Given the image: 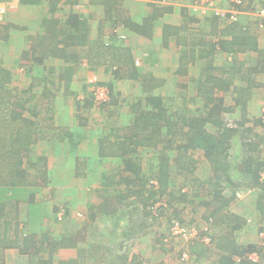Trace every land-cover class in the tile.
Instances as JSON below:
<instances>
[{
  "label": "crops",
  "instance_id": "1",
  "mask_svg": "<svg viewBox=\"0 0 264 264\" xmlns=\"http://www.w3.org/2000/svg\"><path fill=\"white\" fill-rule=\"evenodd\" d=\"M108 1L110 0H75L73 3H61L56 17L64 15V20L68 13L74 12L87 21L86 43L68 47L62 41L63 38L56 37L53 42L49 39L47 42L50 41V44L46 46V42L44 46L37 48V62L31 60L32 55L26 60L24 51L30 49L29 36L44 28L42 20L49 15L48 5L44 0H40L39 4L0 0V8L4 9L0 20V65L11 76L10 83H7L9 90L0 88V225L10 221L5 218L6 212L11 206L16 208V201L30 210L32 205L39 207L36 194L43 192L44 187H32L33 184L39 185L33 180L39 172L32 171L39 161L47 170L51 169L52 160L70 161L72 167L70 166L69 173L72 175H75L72 171L78 168L81 160L90 161L94 170H104L95 175L99 177H103V173L110 169V164L119 168L117 157L103 155V145L122 138L132 127L135 118L133 109L139 107V100H142V108L147 109H150L147 98L159 97L172 112H205L209 101L205 97L206 92H198L197 84L205 81L211 69L215 77L221 79L224 87L210 89L209 95L211 99L222 98L227 108H233L227 113L228 120H231L230 115L234 116L232 119H237L244 113L249 118L260 117L259 112L264 108V28L258 25L256 18H248L254 16L252 13H242L239 20L234 22L228 18L229 5L225 0L216 10L201 5L197 0H119L113 12L115 15H112L107 12L105 4ZM152 5L156 6L160 14L143 32L142 25L149 19V8ZM23 13H29V16L23 18ZM224 13L225 16L222 15ZM128 20L132 26V22L141 26L142 31L126 27L125 22L128 23ZM241 26L248 30L243 32V36L247 37V45L243 44L246 47L237 43L225 49L219 48L221 38L229 34L228 29L238 30ZM61 28L67 31L64 26ZM121 35H125L123 42H120ZM119 44H123V48L128 50L113 49ZM105 45L110 50L106 61H103L96 55L105 51ZM88 48L90 52L84 55ZM65 49H72L71 53L75 55L71 62L62 56ZM12 56L29 63L28 69L22 68L25 75L23 77L32 81L29 87L16 88L10 85L15 80H21V72L17 74L7 65ZM132 64L149 73L154 78L153 82L144 84L145 81L130 77L128 67ZM54 71L63 85L64 82L67 87L71 84L72 91L64 87L48 90L42 84L48 82L47 72L53 74ZM95 83L103 91L104 101L100 105L107 110L108 118H112L107 124L101 125L95 118H90V107L82 108L79 100L75 112L65 108L62 99L53 105L48 100L49 107H45L47 97L64 93L68 96L76 95L74 84L79 89L85 84L93 89ZM39 94L45 97L44 101L32 104V98ZM16 96L23 97L25 103L27 101V107L20 116L13 111L12 102L17 99ZM114 100H118V103ZM108 102L110 103L107 104ZM192 103L194 108H190ZM82 109L89 120L81 118ZM46 112L52 113L49 120L45 116ZM20 129L23 133H19ZM49 144L52 145L51 152ZM27 163L31 168L27 167ZM46 174L45 172V178ZM46 184L49 185L47 189L52 188L51 183ZM15 190H19L18 194ZM66 194L67 192L61 191L60 197L66 199ZM40 216L42 215L34 217L32 222L30 219H13L7 224L10 230L0 228V232H8L9 238H15L17 234L25 236L38 233L34 227L39 226L40 233L45 224L39 219ZM19 226H27V233L23 230L19 232ZM0 238L4 242L3 237ZM135 255L129 254L128 261L131 262ZM0 262L31 264L28 255L21 254L15 248L2 246Z\"/></svg>",
  "mask_w": 264,
  "mask_h": 264
},
{
  "label": "rangeland",
  "instance_id": "2",
  "mask_svg": "<svg viewBox=\"0 0 264 264\" xmlns=\"http://www.w3.org/2000/svg\"><path fill=\"white\" fill-rule=\"evenodd\" d=\"M22 15L23 18L28 17L29 13H23ZM252 17L253 19L256 18V16H248L249 19ZM8 52L11 55V49ZM16 58L12 56L10 64L7 65L15 70V73L21 72V80H15L10 85L16 88H27L32 81L30 78L26 80L23 77L25 75L22 68L28 69L29 63L23 62L24 60L18 59V57ZM51 73L47 72L46 74H49L48 82L42 83L45 84L48 90H58L59 87L71 90V84L67 87L66 82H64L63 85L62 80L57 77L56 71L53 74ZM85 85L80 89L78 85H73V89L77 92L76 95L57 94L55 97H47L46 101H44L45 97H41V94H39L38 97L32 98V104H41L42 100L47 108L49 107L48 100L52 101L53 105V103L62 99L65 108H69L70 111L73 109L75 112L78 100L80 101L85 95H88V97L90 95L91 88L87 84ZM102 95L103 93L101 97ZM190 108H194V103ZM51 109L54 110L53 107ZM261 110L262 113L259 112L260 116L263 115L264 108ZM82 111L80 115L85 120H89V117L95 118L101 125L112 121V118L107 116V110L100 103L90 107L89 117L84 115L85 112ZM191 113L193 112L187 114ZM51 114L46 112L45 116L48 117V120ZM232 118L234 116L230 115V119ZM257 131L264 135V128L258 127ZM181 138V135H178L173 139V141L178 139L175 143L170 145L164 143L156 149L161 150L162 147L167 145L165 153L171 161V188L176 191L182 188L183 191L191 192L186 200L175 197V199H170L171 201L168 202L167 198H164L163 201H158L153 209L150 206L147 208V206H144L142 197L128 191L125 184L119 185L117 179H120V174L115 165L110 164L108 166L110 169L106 171L107 176L101 177L100 175L99 177V175H95L99 172L101 174L104 170L92 169L90 161L81 160L78 168L72 171L75 172V175L69 173L71 171L70 166L72 167L70 161L52 160L50 161V171L43 168V164L39 161L32 170L33 172H39L37 177H33V180L37 181L39 185L33 184L32 187H44L43 192L36 194V198L40 202L39 207L32 205V210H30L26 205L23 207L22 203L19 205L16 201V208L12 209L10 207L5 218L14 219L15 221L20 218L30 219L32 222L34 217L38 218L39 215H42L39 219L45 224L40 233H46L48 236L47 241L44 243V249L47 251H43V256L50 257L48 253L55 249V246L52 245L53 242L62 243L52 255V264H60L61 261L71 260H75V264H124L125 261L126 264H139V262H141L140 264H216L221 254L229 253L235 246L245 248L251 244L254 245L255 250L259 249L258 251L253 250L259 252L257 262L264 264V238L261 236V233L264 232V190L257 185L243 188L238 192V197L234 202L225 207L224 210L221 209L212 214V210L218 204L214 207L199 204V198L204 197L211 200V197L206 195V191L210 190L209 188L220 189L221 186L218 184L211 186L206 183L213 171L210 167L204 165L201 152H190L191 156H194L199 162L198 165L196 164L199 168L188 176L190 180L193 179V176L201 180L194 186L185 179V172H180L178 168H174L177 165L178 154H180L175 149V144L179 143ZM51 147L52 145L49 144L50 152ZM261 148H264V146H261ZM39 150L43 151L42 149ZM137 154L139 161L147 169L144 174L148 176V173L151 172L150 164L157 159L158 151L153 146H147L140 148ZM262 156L264 157V150ZM27 167L31 168L28 163ZM231 171L234 173L233 168ZM45 172L47 173L46 178ZM105 182L108 186L104 184ZM46 183H51L52 188L47 189L49 185ZM147 187H150V184ZM61 191L67 192L66 199L60 197ZM15 192L18 194L19 190H15ZM226 192L230 193V187L227 188ZM118 194H121L124 198H119ZM148 204H152V201ZM160 205L162 208H159ZM55 207H58L59 211ZM143 208L146 211H143ZM16 211L19 213L18 216ZM29 211L32 217L29 215ZM146 212H149V215ZM176 222L181 223V228L191 231L196 230L201 233L193 240L176 235L174 233ZM207 225L209 227L208 234L215 237V240H212L209 244L203 241L204 235H202V230ZM34 228L38 230L40 235L39 226ZM18 229L19 232L20 230L25 231V233L28 231L27 226L23 228L19 226ZM2 244L6 243L3 242ZM127 252L136 254L135 260L132 257V261H128L129 254H126ZM185 254H188L187 259L184 257ZM117 255L123 256L122 259L116 257Z\"/></svg>",
  "mask_w": 264,
  "mask_h": 264
},
{
  "label": "trees",
  "instance_id": "3",
  "mask_svg": "<svg viewBox=\"0 0 264 264\" xmlns=\"http://www.w3.org/2000/svg\"><path fill=\"white\" fill-rule=\"evenodd\" d=\"M20 1L23 4H39L40 0ZM44 1L48 5L49 15L43 17L42 24L44 25V28H41V31H38L35 35L29 36L28 43L30 49L27 52L24 51V58L26 60L32 55L31 57L33 59L31 60L39 62V58L36 55L37 48L39 46H44V43L49 39L53 42L56 37L63 38L64 40L62 41H65V46L68 47L72 44L82 46L86 43L84 41L86 40L88 30V27L86 28L87 21L82 20L79 14L70 12L64 20L62 18L64 15L56 17V12L60 9L61 3H73L75 0ZM242 1L247 2L249 7H251L250 5L256 6L257 4V0ZM118 2L119 0L108 1V3L105 4L107 12L115 15L113 12L115 5ZM61 9L63 8L61 7ZM149 10H151V12L149 11L148 13L149 19H147L143 23L144 25H142L143 32L150 27L160 14L155 5H152ZM132 24L134 26L131 25L129 20L128 23L125 22L126 27L142 31L140 29L141 26L133 22ZM62 26H64L67 31H65L64 28H61ZM247 31L248 30L242 26L240 28L238 27V30L234 29L233 31H230V29H228L229 34H226V37L221 38L222 40L220 41L219 48L225 49V47L236 45L237 43H240V46H243V44L247 45V37L243 36ZM229 36L231 38L230 40ZM116 37L119 39L118 36ZM123 41H125V39L122 37L120 42ZM197 43L199 44L200 42L198 41ZM48 44H50V41L47 42L46 46ZM113 49L128 50L126 47L123 48V44L115 45ZM66 50L68 51L65 52ZM109 50L108 45H105V51H100L96 57H101L103 61H106L108 55L107 52ZM62 52H64L62 56L70 62L72 61L73 56H75L71 53L72 49H65ZM89 52L90 48L84 52V55H88ZM207 53L208 52H206V54ZM128 68L130 69V77L145 81L144 84H150L151 81L153 82L154 78L149 73L138 69L134 64ZM113 71L116 72L118 76L120 75L116 70ZM8 74L9 72L6 68L0 65V88L3 90H9L7 83H10L11 76ZM217 86L224 87L221 83V79L215 77L212 69L209 71L205 81L201 84H197L198 92H206L205 97L209 101L208 109L202 113H176L177 110L172 112L169 110L170 107L167 108L163 100L159 97L147 98L146 102L150 106V109L142 108V100H139L137 103L139 107L133 109L135 118L132 127L122 136V138L103 145V155H112L118 159L119 168H117V170H119L120 179H117V181L119 185L122 183L125 184L128 191H132L136 196L142 197L145 207L147 206L148 208L150 206L153 209L155 204L158 201H163L162 199L164 198H167L168 202L171 201L170 199H175V197L186 200L188 199V195L191 194V192L183 191L184 189L182 188L178 189V191L171 188V161L165 151L167 150V145L178 141V139L173 141L178 135H181L182 138L179 140V143L175 144V149L180 154H178L176 161L177 165L174 168H178L180 172H185V179L194 186L201 180L194 176L193 179L190 180V177L188 176L193 174L195 169L197 170V168H199V166H196L199 162L194 156H191L190 152H201V155L204 158V165L210 167L213 171V174L206 180V183L211 186H216L217 184L221 186L220 189L209 188L210 190L206 191V195L210 196L211 200L204 197L199 198V204L212 207L218 204L215 209L212 208V214L217 213L221 209L224 210L225 207L234 202L238 197V192L243 188L257 185L264 190V182L261 180L262 174L264 173V157L262 156L264 148H261V146H264V135L257 131V127L264 128V118L262 116L258 118H249L248 114L244 113L237 119L228 120L227 113L230 109L233 110V108H227L222 98L211 99L209 95L211 92L210 89ZM16 97L17 99L12 102L14 107L13 111L20 116L23 109L27 107V101L25 103L23 97ZM117 101L118 100H114L115 103ZM99 102L100 101L96 99L94 89L90 90L89 97L88 95H85L84 98L79 101L82 108L92 107V105L96 106ZM109 103L110 102L107 104ZM20 132L23 133V130L20 129L19 133ZM164 143L167 145L162 147L161 150L156 149ZM147 146H153L155 150L158 151V155H156L157 159H155L154 163L150 164L151 172H149L150 175L148 173V176L144 174L147 169L143 167L137 154L140 148ZM232 168L234 169V173H232V171L230 172ZM103 175L106 176L107 174L103 173ZM153 180H155L157 184L151 183ZM148 183L150 184V187H147V185H149ZM104 184L108 186L107 182ZM229 187L230 193L226 192ZM118 196L121 199L124 198L121 194H118ZM151 201L152 204H148ZM11 208L14 209L15 207L11 206ZM55 208L58 210V207ZM159 208H162V206L160 205ZM143 211L146 210L143 208ZM148 213L146 212L147 215H149ZM16 214L17 216L19 215L18 211H16ZM29 215H31L30 211ZM11 221L13 220L6 221V223L0 225V228L7 229L8 231L10 227L9 225L7 227V224ZM16 236L17 237L15 238H9L8 232H0V237H3V241L6 243L2 244L3 242L0 238V246L15 248L21 254L28 255L31 264H52V255L57 251L58 246L60 244L62 245V243L53 242L52 245L55 246V249L53 248L54 250H51L52 252L48 253L50 257L47 258L43 256V251L46 250L44 249V243L48 239L46 233H40V235L38 233H29L25 236H19L17 234ZM212 240H215L214 236L212 237ZM253 250H255V247L252 244L245 248L243 246H235L229 253L221 254L217 262L221 264H259L248 258L249 254L258 251L259 249L255 251ZM237 256L242 259L237 261ZM116 257L122 259L121 257L123 256L117 255ZM74 262L76 261H61L60 264H75ZM0 264H2V262H0Z\"/></svg>",
  "mask_w": 264,
  "mask_h": 264
},
{
  "label": "built area",
  "instance_id": "4",
  "mask_svg": "<svg viewBox=\"0 0 264 264\" xmlns=\"http://www.w3.org/2000/svg\"><path fill=\"white\" fill-rule=\"evenodd\" d=\"M201 5L210 8V9H217L218 6L223 2V0H197ZM227 2V4L229 5V10H228V18L231 21H238L239 20V16L242 13H252L254 16H256L258 25L261 28H264V0H257V4L255 5H250L251 7H249L247 2H244L242 0H225ZM255 6V8H254ZM4 12L3 8H0V20L2 19V13ZM220 11H218L217 13H219ZM221 14V13H219ZM225 16V13L222 14ZM121 37H125V35H121ZM95 82V80H93ZM93 89L95 90V95H96V99L98 101H100L99 103H102L104 101L103 99V95L101 97V94L103 93V91L100 89L99 86L94 85ZM262 117L264 118V113L262 115ZM262 182H264V173L262 174L261 177ZM151 183L153 184H157V182L155 180L151 181ZM65 212V211H64ZM209 222H211V220H209ZM181 223H177L174 227V233L176 235L179 236H183V237H187L190 238L191 240L197 238V235H199L201 232L199 231H191V230H186L185 228H181ZM203 234L204 235V239L203 241L207 244H209L210 242H212V237L210 236V234H208L209 232V227L208 225L205 226L203 228ZM262 238H264V232L261 233ZM184 257H188V254H185ZM248 258L254 260V261H258V253L254 252L248 255ZM242 258L237 256L236 260L240 261Z\"/></svg>",
  "mask_w": 264,
  "mask_h": 264
}]
</instances>
